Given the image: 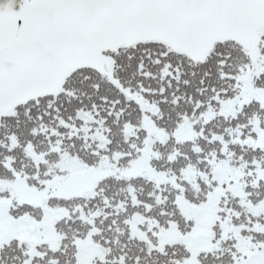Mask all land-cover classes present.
Returning a JSON list of instances; mask_svg holds the SVG:
<instances>
[{"label": "snow or ice", "instance_id": "snow-or-ice-1", "mask_svg": "<svg viewBox=\"0 0 264 264\" xmlns=\"http://www.w3.org/2000/svg\"><path fill=\"white\" fill-rule=\"evenodd\" d=\"M0 264H264V0H0Z\"/></svg>", "mask_w": 264, "mask_h": 264}]
</instances>
